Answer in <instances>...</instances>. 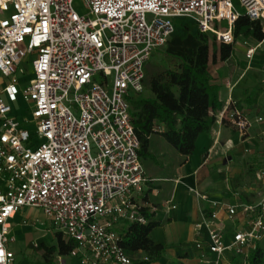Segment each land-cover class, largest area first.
Returning <instances> with one entry per match:
<instances>
[{
	"label": "built area",
	"instance_id": "1",
	"mask_svg": "<svg viewBox=\"0 0 264 264\" xmlns=\"http://www.w3.org/2000/svg\"><path fill=\"white\" fill-rule=\"evenodd\" d=\"M83 2L86 11L77 14L72 0H0V264H12L8 244L27 207L39 208L51 228L75 243L55 264H67L65 258L132 264L119 231L147 221L138 202L147 179L129 98L143 90L152 51L164 45L177 19L217 43L239 41L247 62L264 42V0ZM240 13L260 23L259 42L233 37ZM219 118L242 136L262 121L231 100ZM254 176L262 194L252 203L198 195L208 210L199 221L205 237L192 242L194 264H249L250 251L264 239V153ZM237 213L241 221L226 229Z\"/></svg>",
	"mask_w": 264,
	"mask_h": 264
},
{
	"label": "trees",
	"instance_id": "2",
	"mask_svg": "<svg viewBox=\"0 0 264 264\" xmlns=\"http://www.w3.org/2000/svg\"><path fill=\"white\" fill-rule=\"evenodd\" d=\"M175 22L178 24L174 25V32L164 43V53L177 61L175 68L153 74L147 82L144 75L143 90L145 88L147 94L138 97V93L129 98V116L138 141L140 162L141 158L149 155L151 135L160 136L179 155L186 157L197 135L210 132L221 108L218 87L210 82L209 63L229 59L232 45L210 40L188 20L177 19ZM176 30L180 33L176 34ZM231 31L234 38L249 42L262 39L260 23L247 19L241 13L233 21ZM259 90L258 87L242 89L240 103L232 99L233 106L242 110L243 105L253 104ZM221 122L229 126L224 120ZM140 212L147 221L123 226L119 231L118 244L132 264H152L163 254L165 245L154 243L150 237L151 229L158 225L152 219L153 214L145 208H141ZM74 246L73 241L65 240L57 233L55 244L44 249L38 264H53V254L65 256ZM140 254L143 259L137 258ZM248 262L264 264L261 243L250 251Z\"/></svg>",
	"mask_w": 264,
	"mask_h": 264
},
{
	"label": "crops",
	"instance_id": "3",
	"mask_svg": "<svg viewBox=\"0 0 264 264\" xmlns=\"http://www.w3.org/2000/svg\"><path fill=\"white\" fill-rule=\"evenodd\" d=\"M209 74L211 84L218 87L221 102L210 132L198 134L190 154L184 158L160 136L151 135L149 155L141 162L147 185L138 202L158 222L150 231L152 241L165 245L163 254L152 264H194L196 252L192 242L205 237L199 221L208 210L206 201L199 196L228 204L252 203L240 198L241 190L235 184L245 168L243 153L247 138L219 118L230 100L239 102L240 91L247 87L238 82L242 76L224 82L210 71ZM167 204H174L175 208H168ZM241 219L237 213L233 222H225L226 229ZM139 256L143 258L142 254ZM66 263L71 264V260Z\"/></svg>",
	"mask_w": 264,
	"mask_h": 264
},
{
	"label": "rangeland",
	"instance_id": "4",
	"mask_svg": "<svg viewBox=\"0 0 264 264\" xmlns=\"http://www.w3.org/2000/svg\"><path fill=\"white\" fill-rule=\"evenodd\" d=\"M71 7L77 14H83L86 11L83 0H72ZM177 24L174 23L175 26ZM220 26L221 28L224 27V22H221ZM175 33L179 34L180 30H176ZM205 34L208 35L210 40L215 41L210 33ZM243 52L244 48L238 41L232 45L231 57L222 62L211 61L209 71L224 82H233L239 76H242L238 81L240 86L258 87L260 89L255 97V102L242 107V110L251 116H260L262 121L257 124L251 123L247 132L243 135L247 138V146L243 153L245 168L235 181V184L241 190V193L238 194L240 198L247 202H253L262 193L254 173L258 165L261 164L264 153V91L261 89V79L264 72V42L255 51V57L251 62L244 60ZM176 63L175 59L164 53V45L153 50L144 67L146 82L153 74L175 68ZM146 94L147 91L144 88L137 96L140 97ZM19 105L18 103L13 104V112L18 116L23 114V109ZM145 160V157L141 158L142 163ZM247 164H250V167H247ZM16 219L20 222V225L15 229V240L8 244L13 253L12 264H38L42 260L41 256L45 252L44 249L55 244L58 232L51 228L43 218L41 210L36 207H27L21 210ZM261 246L264 248V239L261 241ZM56 257L53 254V264L57 261ZM137 258H140V256H137ZM65 260L67 261V258ZM71 264H79V262L77 259L72 258Z\"/></svg>",
	"mask_w": 264,
	"mask_h": 264
}]
</instances>
